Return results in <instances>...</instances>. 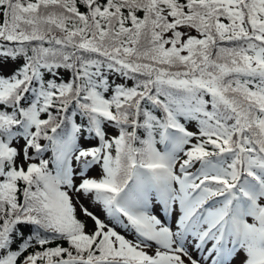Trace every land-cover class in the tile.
Instances as JSON below:
<instances>
[{"label":"snow or ice","instance_id":"1","mask_svg":"<svg viewBox=\"0 0 264 264\" xmlns=\"http://www.w3.org/2000/svg\"><path fill=\"white\" fill-rule=\"evenodd\" d=\"M0 264H264V0H0Z\"/></svg>","mask_w":264,"mask_h":264}]
</instances>
